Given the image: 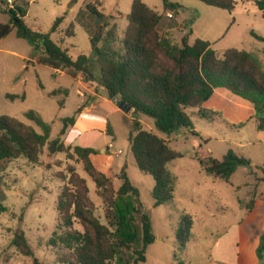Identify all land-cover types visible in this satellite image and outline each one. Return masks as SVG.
Instances as JSON below:
<instances>
[{"label": "trees", "instance_id": "16d2710c", "mask_svg": "<svg viewBox=\"0 0 264 264\" xmlns=\"http://www.w3.org/2000/svg\"><path fill=\"white\" fill-rule=\"evenodd\" d=\"M198 1L230 13L236 6L235 0ZM2 3L0 1V12L9 15V22H0V41L15 29L17 38L27 41L34 54H38L39 64L56 70L67 69L72 77L82 75L84 81L96 83L106 91L110 99L131 107L135 117L129 136L131 150L138 168L154 179L155 206L168 204L175 197L176 176L167 164L178 156V152L170 147L167 139L144 129L138 115L153 118L156 129L168 137L182 129H194L193 117L237 130L246 123L235 125L224 119L220 112L205 107L217 89H225L253 105L250 120L255 118L258 129H264V70L260 62L246 50L227 48L219 52L213 49L210 41L200 38L190 43V29L181 45L172 42L164 27L169 30L178 25L173 17L167 23L165 19L167 12L178 15L182 8L178 2L163 0L164 13H159L144 0H134L126 15L128 27L122 36L115 26L105 32L107 16L99 10V3H88L79 15L86 12L93 20V29L88 27L92 51L90 55L80 54L75 59L67 48L52 39V34L64 21L63 16L54 21L48 33H42L25 22L27 2L21 1L17 11L3 9ZM256 4L264 16V0H257ZM252 35L264 42V37L254 31ZM65 36H76L73 22ZM39 86L44 88L42 83ZM60 92L69 95L67 88L55 89L48 95L53 97ZM6 96L12 101L26 98L25 94L7 93ZM195 110L196 114H193ZM81 111L82 107L74 116L62 119L63 126L54 139H50L51 124L35 110L27 111L25 117L34 121L42 132L16 117L0 114V173L10 162L22 157L31 164H43L41 154L45 147L50 155L64 152L71 158L76 156L95 183V192L105 205L106 220L102 222L95 213L86 178L70 169L63 177L66 183L57 198L60 232L54 231L49 239V245L57 249V264H147L148 247L157 237L151 214L141 200L139 189L128 176V165H123L120 170L112 167L109 173H104L91 158L98 153L97 149L81 145L71 148L62 141V136L75 124ZM108 133L112 134L111 125ZM197 159L207 174L225 181H229L239 167H252L248 158L233 149H229L222 160L212 156ZM113 171L117 172L118 187L111 176ZM2 182L0 175V214L9 211L3 204L6 195L1 189ZM183 221L185 226L180 240H185L193 223L186 215ZM75 224L81 228L76 229ZM11 245L20 254L31 257L34 264H43L35 256L23 229H15ZM263 255L264 234L259 257L264 259Z\"/></svg>", "mask_w": 264, "mask_h": 264}, {"label": "rangeland", "instance_id": "374dc122", "mask_svg": "<svg viewBox=\"0 0 264 264\" xmlns=\"http://www.w3.org/2000/svg\"><path fill=\"white\" fill-rule=\"evenodd\" d=\"M0 1H3V9L11 8L16 11L21 1L27 2L29 7L25 22L32 29L42 33H48L54 21L63 16L64 21L59 30L52 34V39L67 48L75 59L80 54L90 55L92 51L88 27L93 29V20L86 12L80 15L79 12L85 9L88 3H99V10L108 18L105 32L115 26L117 33L122 36L128 27L126 15L131 11L134 0ZM172 1L182 6L178 15L172 12L166 14L168 18L165 23L173 17L178 25L169 30L164 27L166 36L172 42L181 45L183 37L188 34L189 22H193L195 33L198 32L204 39L211 41L213 49L219 52L227 48L246 50L260 62L264 70V49H260L264 42L252 35L254 31L264 37V16L256 4L257 0H235L236 6L231 13L198 0ZM144 2L159 13H164L163 0ZM0 22H9V15L0 12ZM71 22L76 26V36L66 38L65 31ZM15 32L13 29L0 42V114L16 117L42 132L34 121L25 117L27 111L35 110L44 121L51 124L50 139H54L63 126L62 119L74 116L80 109L82 98L78 84L82 87H100L96 83L84 81L82 75L72 77L67 69L56 70L39 64L38 54H34L27 41L17 38ZM23 56L27 59L31 56L32 62L24 60ZM39 83H42L44 88H41ZM59 88H67L69 95L64 92L53 97L48 95ZM7 93L25 94L26 98L12 101L7 98ZM213 100L214 98L206 102L207 107L211 106L209 108L213 109ZM107 110L102 107L97 113L104 115ZM220 112L229 122L235 125L245 122L246 125L235 130L218 122L210 123L193 117L194 129H182L168 137L156 129L153 118L138 115L144 129L167 139L170 147L178 152V156L167 164L170 172L176 176L175 197L172 202L161 206L154 205L153 177L138 168L130 148L129 136L134 119L119 111L110 114L108 122L115 132V138L111 133H108L106 139L104 135H95L96 138H92L91 143L100 150L107 148L106 141L113 142L116 149H122L124 154L108 153L116 164L121 158L129 162L128 176L139 189L141 200L151 214L157 240L160 241L161 238L160 242L153 243L154 246H149L151 248L148 247L147 264H208L212 257L218 258L220 252L225 249V244H220V238L226 230L224 227L229 229L230 225L220 223L223 221L220 216L236 220L243 214L249 215L247 220L240 224L243 236L253 229L252 222L264 219V168H254V164H264V144L260 142L258 123L255 118L248 121L249 115L236 116L233 106ZM193 114H196V110ZM62 141L71 148L76 145L73 135L70 134V127L62 136ZM77 143L82 144L80 141ZM229 149L248 158L252 165L239 167L229 181L207 174L197 159L212 156L222 160ZM41 161L43 164H31L22 157L10 162L6 170L0 173L3 177L1 189L6 195L3 204L9 208L7 213L0 214V264H34L31 257L20 254L11 245L13 233L17 228L24 230L40 262L57 264V249L49 245V239L54 231L60 232L57 198L66 183L63 177L68 175L70 169L86 178L90 197L95 204V213L102 222L106 220L105 205L96 194L95 183L84 170L81 160L76 156L71 158L64 152L50 155L45 147ZM116 174L117 172L113 171L111 176L118 187L120 182ZM237 200L240 203H237ZM185 215L191 217L193 223L185 240H180L185 226ZM75 228L81 227L75 224ZM257 232L256 238L261 237L264 233V222L258 225Z\"/></svg>", "mask_w": 264, "mask_h": 264}, {"label": "crops", "instance_id": "0c3cea01", "mask_svg": "<svg viewBox=\"0 0 264 264\" xmlns=\"http://www.w3.org/2000/svg\"><path fill=\"white\" fill-rule=\"evenodd\" d=\"M192 23L193 22H189V29L192 31V35L190 36V43H193L197 38L209 41L207 39H204V36H202L200 33H195V24ZM260 49L263 50L264 46H261ZM28 58L29 59L24 57L23 59L32 62V57L30 56ZM26 67L28 66H25V68ZM78 85L79 94L82 98L80 106L82 107V111L77 116L75 124L70 127V134L73 135V139L76 142V145L78 144L77 141H80L82 143L80 144L81 146L97 149L98 153L93 154L91 158L94 164L99 168V170L104 173H107L112 167H116V169L120 170L125 164L128 165L129 169V162H127L124 158H121L118 164H116L112 156L108 155V151L106 148L100 150L99 148L94 147L93 143L91 142L93 141V137L94 139L96 138L95 135H104L105 139L108 138V126L110 125L108 122V115L119 111L123 112L126 117L134 119L135 117L133 115V110L128 111L125 107H121L120 101L110 99L107 92L102 88H97L96 86L88 84V87H82L80 83ZM213 98L215 100H213V110L220 112L222 109H229L231 106H233V110L236 116L245 117L246 115H249L248 121H252V119L250 120V117L254 112V108L249 101L242 99L225 89H217L214 95L208 101H211ZM206 104L207 103H205V107H207ZM102 107L108 109L107 113L104 115L97 113ZM99 121L100 123H98ZM114 133L115 132L112 128V134L115 138ZM259 133L261 139L260 142L264 144V129L259 130ZM109 142L110 141H106L105 145L107 146ZM260 165L264 166V164H254V168L260 167ZM237 203H240L239 200H237ZM248 217L249 215L243 214L239 217V219L235 220L232 218L227 219L223 216H220V218L223 220L220 223L230 225L229 229L224 227V229L226 230H224V233L220 238V244L224 243L225 249L220 252L218 258L212 257V260L209 261L208 264H242V262H245V264H264L263 259L259 257V250L262 246V235L264 233L261 234V237L256 238V234L258 233V225H261L262 222H264V219L259 222H252V225L254 226L253 229L249 233H247V235L245 234L243 236L242 226H240V224L242 223V221L244 222L245 220H247ZM225 240L227 241L224 242ZM160 241L156 240L154 244ZM154 244L151 246H154Z\"/></svg>", "mask_w": 264, "mask_h": 264}, {"label": "built area", "instance_id": "2783aa9c", "mask_svg": "<svg viewBox=\"0 0 264 264\" xmlns=\"http://www.w3.org/2000/svg\"><path fill=\"white\" fill-rule=\"evenodd\" d=\"M169 16H172V15L169 14ZM106 149H107L108 153L113 154V155H116V154L118 155V154H122L123 153L122 149H116V146H115V144L113 142L109 143L107 145Z\"/></svg>", "mask_w": 264, "mask_h": 264}, {"label": "water", "instance_id": "95a60500", "mask_svg": "<svg viewBox=\"0 0 264 264\" xmlns=\"http://www.w3.org/2000/svg\"><path fill=\"white\" fill-rule=\"evenodd\" d=\"M121 107H125L128 111L132 110L131 107H129L126 103L120 102ZM249 166V165H247Z\"/></svg>", "mask_w": 264, "mask_h": 264}]
</instances>
